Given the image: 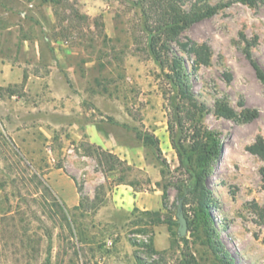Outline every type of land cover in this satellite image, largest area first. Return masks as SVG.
Masks as SVG:
<instances>
[{
	"label": "rangeland",
	"instance_id": "1",
	"mask_svg": "<svg viewBox=\"0 0 264 264\" xmlns=\"http://www.w3.org/2000/svg\"><path fill=\"white\" fill-rule=\"evenodd\" d=\"M207 1L233 3L185 30L171 52L208 109L203 128L222 143L207 181L211 236L235 264H264V225L254 209L264 208V159L248 151L264 142V86L245 54L249 48L264 70V1ZM139 24L125 0H0V264H218L190 199L187 234H177L185 176L167 124L171 87ZM181 44L208 46L209 64L195 67ZM222 99L238 116L247 109L257 118L216 116ZM88 127L128 169L101 172L85 153L97 146ZM61 179L74 183L77 210L56 190L70 191Z\"/></svg>",
	"mask_w": 264,
	"mask_h": 264
},
{
	"label": "trees",
	"instance_id": "2",
	"mask_svg": "<svg viewBox=\"0 0 264 264\" xmlns=\"http://www.w3.org/2000/svg\"><path fill=\"white\" fill-rule=\"evenodd\" d=\"M127 5L136 10L140 16L139 31L142 34L144 47L148 56L162 71H168L165 75L171 87V93L166 97L169 110L168 130L170 141L175 150L179 167L178 170L185 179L180 181L179 196L185 190H189L187 198L196 205L195 222L202 226L209 236L210 247L218 261V264H235V259L220 242L213 240L211 236L210 209L213 205L211 193L208 189V177L212 174L214 164L221 156V140L215 132L203 128L200 119L208 111L207 107L200 103L189 83V77L182 58L171 52V43L192 25L215 15L220 10L228 7L233 2L210 5L207 0H125ZM264 0H237L244 5L255 7ZM182 50L195 56L194 66L208 65L211 57L210 48L206 45L181 44ZM245 49L247 59L255 72L256 78L264 86V70L254 62ZM228 81L230 76H227ZM214 114L228 120H238L241 123H249L258 116L255 110L243 109L238 116L228 105L225 99L215 102ZM190 131L188 139L186 133ZM145 145L156 147L157 143L149 135H138ZM190 141L187 145L186 142ZM13 149L14 145L11 144ZM248 151L264 159V142H257L248 148ZM85 153L95 158L101 172H114L127 167L126 162L116 155L103 150L101 147L89 145ZM24 160V159H23ZM27 166H30L27 163ZM264 177V169L261 170ZM40 182L46 185L43 175L39 176ZM47 188L51 190L48 186ZM165 196V188L163 190ZM80 206V205H79ZM74 207L73 210H77ZM254 209L260 223L264 225V208Z\"/></svg>",
	"mask_w": 264,
	"mask_h": 264
},
{
	"label": "crops",
	"instance_id": "3",
	"mask_svg": "<svg viewBox=\"0 0 264 264\" xmlns=\"http://www.w3.org/2000/svg\"><path fill=\"white\" fill-rule=\"evenodd\" d=\"M87 134L90 137L92 143L102 148H110V143H108V141L94 127H88ZM61 181L70 186V191H64L63 185L54 184V186L56 190H58L64 196L66 206L69 209H73L78 205L79 202L78 195L76 193V187L74 183H69L67 180L61 179Z\"/></svg>",
	"mask_w": 264,
	"mask_h": 264
},
{
	"label": "water",
	"instance_id": "4",
	"mask_svg": "<svg viewBox=\"0 0 264 264\" xmlns=\"http://www.w3.org/2000/svg\"><path fill=\"white\" fill-rule=\"evenodd\" d=\"M189 193V190H185L183 195L179 198L178 203H177V208H176V221L178 223V237L183 238L187 234V221L186 218L184 217V212H183V203L185 198L187 197Z\"/></svg>",
	"mask_w": 264,
	"mask_h": 264
}]
</instances>
